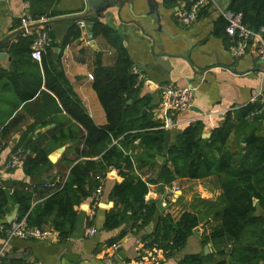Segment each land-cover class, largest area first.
<instances>
[{"label": "crops", "instance_id": "0c3cea01", "mask_svg": "<svg viewBox=\"0 0 264 264\" xmlns=\"http://www.w3.org/2000/svg\"><path fill=\"white\" fill-rule=\"evenodd\" d=\"M197 1L122 0L120 3L112 0V6L100 16L85 19L90 14L87 0H0V53L9 55L0 62V188L10 193L23 189L35 195L34 206L43 204L49 194L62 186L60 182H64L72 167H68L65 160L61 168L52 167L35 180L27 177L22 163L14 170L4 168L13 150L10 146L12 139L18 137L21 140L28 128H32V131L27 138L33 135L34 141L41 139L42 147L48 149L50 154L60 148L56 141H52L53 138H59L61 133L67 134L69 129H74L76 122L63 110L60 101L46 84L44 64L48 65L54 59L53 55L62 54L61 65L65 77L96 126L108 124L106 112L94 90V72L98 58L103 66L114 67L118 61V51L104 36H91L86 27L81 29V21L93 22L94 31L96 24L100 23L118 33L131 61V70L137 68L144 78L139 86L136 85L141 87L140 96L149 99L153 121L163 124L164 112L159 109L162 86L190 87L195 92L190 109L178 113L174 118L176 126L168 134V148L175 142L179 132L197 123H201L204 130L210 128L209 132L204 131L206 137L215 129L222 128L229 116L233 124L239 126L240 111L251 105L253 96L264 93V60L257 56L253 43L244 57L233 56L232 40L225 32L226 22L218 9L230 10L231 0H215V7H203L192 25L183 26L178 19L180 13ZM26 16L44 20V23L66 19L65 25L69 28L64 38H58L56 25L30 24L27 29L32 35H28L21 24V19ZM75 26L81 31V36L64 45V40ZM42 27L52 29L53 44L43 54L41 64L24 52L16 56L12 47L18 45L22 38H35V33ZM24 86L39 88L36 99L29 103L19 100L18 90ZM5 128H9V134L4 139ZM238 136L235 127L229 148L233 147ZM64 146L66 151L63 156L73 147V143ZM143 152L142 148H137L134 156ZM66 157L74 160L75 155L70 151ZM159 157L164 160L158 161ZM157 162L159 165L164 164L166 157L158 156ZM134 175L148 184L145 201L156 206L162 201L167 208L164 212L158 209L151 222L154 224L152 233L162 215L169 214L175 220L186 212L200 215L204 212L203 202L217 203L222 195L215 177L207 180L177 179L172 183H163L159 167L142 165L135 167ZM105 176L101 203L94 216H91L92 202L89 199L83 204L75 231L68 239L60 240L50 224L41 229L52 232L54 237L44 241L13 237L5 243V238L0 235V251L4 248L6 252V264L133 263L142 253V245L148 247V242L143 239L150 235L146 229L151 223L140 231L132 228L131 221L115 230L104 229L108 213H119L123 209L122 205L114 206L109 200L117 182L116 172ZM6 206L10 212L0 222L8 220L18 209V206L12 207L10 202ZM256 215L264 218V210L258 207ZM206 217L207 221L198 225L200 237L194 234L190 236L186 246L169 257L166 255L162 264H180L191 255H210L215 261L228 260V255L219 256L220 249H227L226 245L203 244V239L215 225L214 222L208 223L213 219L212 212ZM91 227L97 230L93 236L87 234ZM113 244L118 245L116 250L112 249ZM206 247H209L208 253H205Z\"/></svg>", "mask_w": 264, "mask_h": 264}, {"label": "trees", "instance_id": "16d2710c", "mask_svg": "<svg viewBox=\"0 0 264 264\" xmlns=\"http://www.w3.org/2000/svg\"><path fill=\"white\" fill-rule=\"evenodd\" d=\"M230 11L242 13L244 24L255 31L264 27V0H231ZM94 35L104 36L117 49L119 56L111 68L103 66L98 58L94 72V90L106 112L108 124L96 126L65 77L62 54L53 55L54 59L48 65L44 64L46 84L76 124L73 130L61 133L52 141H56L60 148L68 143H73V147L53 166L48 159L50 152L42 147L41 139L34 141L33 135L27 138L32 131L28 128L13 150H24L23 170L32 180L52 167L61 168L65 160L67 166L72 167L64 182H60L62 186L49 194L43 204L34 206L35 195L23 189L10 193L0 188V219L10 212L6 206L10 202L12 207L18 206V221L26 219L30 227L37 228L50 224L60 240H66L75 231L83 204L91 200L98 185L91 174L109 175L115 171L117 182L109 200L114 206L122 205L123 209L119 213H108L104 229L115 230L131 221L132 228L144 230L153 222L158 208L145 201L148 184L136 177L134 170L141 165L159 167L163 183L215 177L222 195L217 203L203 202L204 212L200 215L186 212L178 220L169 214L162 215L154 232L143 239L148 242V247H156L167 257L173 255L186 246L193 229L208 219L206 216L212 212L213 219L208 223L214 222L215 225L203 239V244L226 245L227 249H220L219 256L228 255V260L215 261L210 255H191L180 264H263L264 218L257 216L256 211L258 207L264 210V112L251 121L247 119L260 106L249 105L242 109L238 114L239 126H235L229 116L226 124L208 137L201 123L188 127L177 134L175 142L168 148L170 131L153 121L149 99L140 96L141 87H137V78L130 73L132 64L118 33L97 23ZM80 36L78 27H73L64 45ZM33 41V36L22 38L18 45L12 47L13 53L19 56L24 52L31 56ZM38 91V87H22L18 90L20 102L33 101ZM144 110L148 113L143 114ZM235 127L239 136L229 148ZM8 129L3 131L4 139L9 134ZM137 148L144 152L135 157ZM70 151L75 155L74 160L66 157ZM158 156H165L166 162L159 165Z\"/></svg>", "mask_w": 264, "mask_h": 264}, {"label": "built area", "instance_id": "2783aa9c", "mask_svg": "<svg viewBox=\"0 0 264 264\" xmlns=\"http://www.w3.org/2000/svg\"><path fill=\"white\" fill-rule=\"evenodd\" d=\"M208 5H213L215 7V0H198L189 9L180 13L179 22L183 26L192 25L199 16V13L203 7ZM220 14L226 22V34L232 40V54L234 57H244L250 50L251 44L256 46V53L259 58L264 60V27L255 31L248 27L243 22V14L238 12H233L230 10H221ZM44 20H36L31 16H26L21 19L22 26L26 29L28 35H32V32L28 31L27 27L30 24L43 23ZM81 29H85L86 25L84 21L79 23ZM52 29L50 27H42L35 34V38L32 44L31 58L41 64L43 54L48 48L53 44L52 39ZM132 74L137 77V85L139 86L144 78L140 75L137 68L131 70ZM161 100L159 104V109L164 112L162 129L172 131L175 128L174 118L178 113H182L193 105L195 100V92L190 87L180 88L174 85H164L160 88ZM251 105H259L251 112L247 119H253L254 117L263 114L264 112V93L259 92L257 95L253 96L251 99ZM2 149L0 148V152ZM25 153L24 150L14 149L8 160L4 164V168L8 171L16 169L21 165L22 159ZM91 176L98 183L95 188L92 197V207L91 216H94L95 210L99 207L101 203V197L103 195V183L105 180V174L93 175ZM51 187V186H50ZM28 190V189H26ZM57 233V232H56ZM97 233V230L93 227L88 228L87 234L93 236ZM58 234V233H57ZM0 235L5 238V243L8 242L10 238L18 237L21 239H34V240H48L54 237L53 233L47 230H42L37 227H30L26 222V219L22 221L9 222L8 220L0 222ZM118 248L117 244L112 245V249L116 250ZM6 257V252L4 248L0 251V264H6L4 261ZM166 254L162 253L160 250L155 248L146 247L145 244L142 245V253L140 256L131 264H162Z\"/></svg>", "mask_w": 264, "mask_h": 264}, {"label": "water", "instance_id": "95a60500", "mask_svg": "<svg viewBox=\"0 0 264 264\" xmlns=\"http://www.w3.org/2000/svg\"><path fill=\"white\" fill-rule=\"evenodd\" d=\"M117 2L122 3V0H117ZM87 5H88V11L90 12V14L86 15L85 19H87L89 17H93L95 15L100 16L103 12H105L108 8H110V6H112V0H87ZM66 21H67L66 19H58V20H53L51 22H47V23L43 22V24L40 23V25H43V26L56 25V36L58 38H64L66 35V32L69 28L68 26L65 25ZM84 23L86 25V30H87L88 34L93 36V34H94V23L91 21H88V20H86ZM195 48H196V45H195ZM201 53H203V52H201ZM8 57H9V55L7 53H4V52L0 53V62L6 60V58H8ZM128 104H130V102H128ZM146 113H147V111L144 110L143 114H146ZM204 131L209 132L210 128H206ZM37 135L40 136L41 134L37 133ZM18 142H19L18 137H14L11 141V144H10L11 148H15V146L18 144ZM65 151H66L65 146L57 149L56 151H54L53 153H51L49 155V157H48L49 161L53 165L58 164V162L60 161V159L63 156V154L65 153ZM163 160H164V158H162V157L158 158V161H163ZM254 204H257V200H254ZM157 208L161 212H164L167 209L166 207L163 206L162 201H160L157 204ZM17 217H18V209H16L14 211V213L9 217L8 220L10 222H13V221L17 220ZM153 228H154V224L151 223L147 227L146 231L149 234H151ZM199 232H200L199 226L193 229V234L196 237H200ZM208 252H209V247H206L205 253H208Z\"/></svg>", "mask_w": 264, "mask_h": 264}, {"label": "rangeland", "instance_id": "374dc122", "mask_svg": "<svg viewBox=\"0 0 264 264\" xmlns=\"http://www.w3.org/2000/svg\"><path fill=\"white\" fill-rule=\"evenodd\" d=\"M207 221V220H206Z\"/></svg>", "mask_w": 264, "mask_h": 264}]
</instances>
